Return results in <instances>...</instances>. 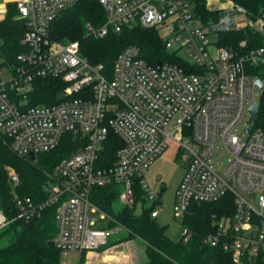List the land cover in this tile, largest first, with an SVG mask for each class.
Wrapping results in <instances>:
<instances>
[{"label": "built area", "instance_id": "1", "mask_svg": "<svg viewBox=\"0 0 264 264\" xmlns=\"http://www.w3.org/2000/svg\"><path fill=\"white\" fill-rule=\"evenodd\" d=\"M14 1L27 29L17 65L7 68L9 78L3 80L0 72V133L12 151L26 158L54 149L65 134H73L81 146L57 162L43 200L13 192L17 214L12 221H29L53 207L52 242L61 257L99 249L123 226L94 202V190L120 186V202L131 207L139 186L144 201L153 200L156 206L160 192L149 189L145 173L173 140L185 164L173 217L182 219L193 204L229 194L231 215L213 218L214 229L203 242L229 253L232 264L264 261V132L248 122L249 107L258 103L261 90L244 69L246 61L264 60V48L239 57L219 46L217 38L209 39L245 26L264 31V18L250 20L242 7L230 5L216 21L203 24L182 0H97L105 20L98 26L85 23L89 35L101 38L120 32L123 25L164 30L165 48L196 70L168 61L148 65L139 48L129 45L115 57L108 77L101 64L79 55L76 42L49 38L52 21L78 0ZM42 77L58 78L66 87L55 104L28 106L25 94ZM12 95L21 97L14 102ZM109 130L121 146L113 164L105 166L101 154ZM7 176L14 190L16 171L7 167ZM157 216L154 208L151 217ZM102 220L107 222L99 224ZM8 223L0 210V229ZM177 236L187 241L191 232L180 225Z\"/></svg>", "mask_w": 264, "mask_h": 264}, {"label": "trees", "instance_id": "2", "mask_svg": "<svg viewBox=\"0 0 264 264\" xmlns=\"http://www.w3.org/2000/svg\"><path fill=\"white\" fill-rule=\"evenodd\" d=\"M191 5L192 11L201 23L216 21L221 10H211L207 0H182ZM233 6L244 9L250 20L264 18V0H229ZM4 16L0 18V67L11 68L17 65V56L24 51L20 41L27 29L24 19L17 17L18 9L15 1L6 2ZM105 13L97 0H78L72 7L63 9L49 27V38L61 43L76 42L79 55L91 64H101L103 73L111 77L113 61L117 54L126 46L134 45L140 50V56L148 65L158 62H172L179 66L190 67L175 51L165 48L161 34L157 28L123 25L120 32L110 31L101 38L89 35L85 23L93 26L102 24ZM218 45L234 51L237 56H245L250 51L264 48V31L249 26L221 32L217 36ZM249 76L264 82V60L252 64L244 63ZM66 83L58 78L42 77L33 81L32 88L27 92L28 106L52 105L59 100L60 92ZM21 95H12L17 102ZM259 108L253 123L254 129L264 132V88L259 99ZM81 144L73 134H65L54 149L38 153L33 161L20 156L11 150L7 139L0 133V210L9 223L0 229V264H61V253L49 243L56 233L53 221L54 208L43 210L39 216L29 221L12 219L17 212L13 206V192L20 196H28L34 201L45 198L44 186L49 182L57 162L67 154L75 152ZM121 146L119 138L108 131L101 156L105 166L115 161L117 149ZM7 167H12L19 183L12 190L7 176ZM120 186L115 184L97 188L93 192L94 202L107 214L111 215L123 226L124 234L110 244L138 238L144 243L143 264H232L229 253L219 247H212L203 242V237L214 229L213 218L231 215L233 199L226 194L212 203L193 204L192 212L182 218V226L188 228L191 237L183 241L178 236L170 238L166 235L165 226L159 225L156 217H151L155 204L143 207L135 213L137 202H143V190L136 186L135 203L123 206L119 211L113 208L118 199ZM161 192V190H160ZM110 223V227H114ZM109 244V243H108ZM107 245V244H106ZM105 246V245H104ZM81 252L79 263L82 264L84 254ZM242 264H264L259 258L246 259Z\"/></svg>", "mask_w": 264, "mask_h": 264}, {"label": "rangeland", "instance_id": "3", "mask_svg": "<svg viewBox=\"0 0 264 264\" xmlns=\"http://www.w3.org/2000/svg\"><path fill=\"white\" fill-rule=\"evenodd\" d=\"M10 0H0V4H5ZM14 1V0H13ZM228 4V0H207V5L211 8L226 6ZM162 39L166 37V32L162 30L160 32ZM217 36L211 34L209 39L211 41L216 40ZM1 78L3 80H7L9 78V71L6 66L0 67ZM261 91L257 93L260 94ZM238 133H242V125L238 126ZM221 152V150H219ZM178 153V145L173 140H169L167 142V146L164 151L149 165L146 173L145 179L148 183V187L150 190L154 192H160V203L155 206V209L158 211V217L156 218L159 225L165 226L166 235L170 238H175L180 229V225L182 224V219H178L173 217V205L176 189L184 175L185 164L182 159L177 156ZM218 156V154L216 155ZM225 161V160H224ZM251 204L255 206V201L252 197L249 198ZM153 200L148 201H139L135 205L134 211L135 213H140L142 206L149 207L152 205ZM124 204H122L119 200H115L113 202V208L117 212L119 211ZM97 216V215H95ZM107 222V220H106ZM105 220L99 221V224H105ZM114 224V223H113ZM115 225V224H114ZM124 232L122 229L119 230L118 233L111 235L116 239L117 237L123 235ZM135 239V240H134ZM130 239L133 240V243L138 242V238ZM140 240V239H139ZM141 241V240H140ZM138 245V244H137ZM79 253L71 252L68 255L61 257V262H67L70 264H78L79 263Z\"/></svg>", "mask_w": 264, "mask_h": 264}, {"label": "crops", "instance_id": "4", "mask_svg": "<svg viewBox=\"0 0 264 264\" xmlns=\"http://www.w3.org/2000/svg\"><path fill=\"white\" fill-rule=\"evenodd\" d=\"M5 5L6 3L0 4V18L4 16L6 10ZM230 5L232 4L228 0V4H226V6L211 8L207 5V7L211 10L222 11ZM114 240V237L109 236L107 245L96 250L87 251L84 254L82 264H143L145 262L144 243L142 241L138 239L137 243H133V240H127L117 244H110Z\"/></svg>", "mask_w": 264, "mask_h": 264}, {"label": "water", "instance_id": "5", "mask_svg": "<svg viewBox=\"0 0 264 264\" xmlns=\"http://www.w3.org/2000/svg\"><path fill=\"white\" fill-rule=\"evenodd\" d=\"M160 63H157V66H159ZM255 85L260 89L262 90V88H264V82H262L260 79H256L255 80ZM258 108H259V103H254L252 104L250 107H249V112H250V117H249V120L248 122L250 124H253L254 121H255V118H256V115H257V112H258ZM246 133L249 132V128H246L244 130ZM27 159H29L30 161H33L35 159V156L33 153H29L28 156H27ZM189 213L192 212V207H189L188 210H187ZM50 246L54 247V243L51 241L49 243Z\"/></svg>", "mask_w": 264, "mask_h": 264}]
</instances>
